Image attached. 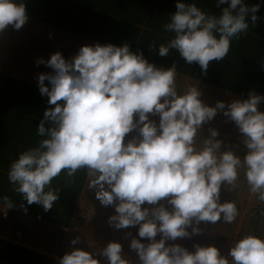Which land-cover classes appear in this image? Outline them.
Masks as SVG:
<instances>
[{
	"label": "clouds",
	"instance_id": "9594fccd",
	"mask_svg": "<svg viewBox=\"0 0 264 264\" xmlns=\"http://www.w3.org/2000/svg\"><path fill=\"white\" fill-rule=\"evenodd\" d=\"M212 3L218 13L197 0H176L162 25L167 40L149 48L161 57L176 50L206 73L211 61L227 57L233 41L256 26L264 0ZM28 19L26 0H0V34L9 26L19 30ZM35 62L52 69L37 74L39 92L51 107L36 125L39 139L7 169L8 183L23 201L48 211L59 199L53 181L83 169L95 199L114 208L109 226H138L135 236L125 232L135 264H264V234L235 238L226 254L214 244L189 248L176 242L200 234L202 222L236 221L237 204L222 202L221 190L236 189L241 173L249 193L264 204V94L250 89L246 96L206 103L197 83L186 82L180 90L175 61L157 66L128 43L86 44L69 59L55 51ZM218 114L235 124L240 142L226 143L215 127L201 135ZM241 144L243 156L237 151ZM12 207L9 196L0 195V212ZM69 243L58 264H101V258L133 264L118 240L98 251L76 246L79 236Z\"/></svg>",
	"mask_w": 264,
	"mask_h": 264
},
{
	"label": "trees",
	"instance_id": "16d2710c",
	"mask_svg": "<svg viewBox=\"0 0 264 264\" xmlns=\"http://www.w3.org/2000/svg\"><path fill=\"white\" fill-rule=\"evenodd\" d=\"M245 2L251 5L259 0ZM175 3L176 0H26V9L29 18L45 19L49 24L81 37L118 46L128 43L133 51L143 50L147 59L157 66L166 68L175 61L178 76L186 80H197L235 97L246 96L250 89L264 94V64L260 62L264 60V4L257 12L256 26L246 36L233 41L227 57L211 61L207 72L202 73L198 64L185 63L176 50L166 57L158 55V44L165 42L169 36L162 25L168 15L175 11ZM197 3L198 6L219 12V7L212 0H197ZM39 4L43 5L41 9ZM105 22L109 26L103 29L101 25ZM152 43H156L157 48L150 49ZM47 99V96L40 94L38 85L0 73V195L9 196L15 206L23 204L27 211L66 229L73 224L74 213L82 202L87 179L85 170L81 169L75 177H67L62 173L53 181V186L59 187V199L48 211L35 202L28 205L23 201L12 190L6 175L10 162L17 154L39 139L35 128L44 109L51 107ZM240 138L241 134L236 131L234 142H240ZM240 183L242 187L245 185L248 188L243 175ZM237 189L222 188L221 201H233ZM253 203L252 213L258 217L264 216V204L257 201ZM25 207L21 208L25 210ZM92 217L96 219L97 214ZM252 232L264 234L259 229H253ZM15 249L16 255L13 249L7 252V256L0 254L1 264H26L23 248ZM60 250H53L52 255ZM12 256L14 262L10 260ZM52 259L27 249V264H51Z\"/></svg>",
	"mask_w": 264,
	"mask_h": 264
},
{
	"label": "rangeland",
	"instance_id": "374dc122",
	"mask_svg": "<svg viewBox=\"0 0 264 264\" xmlns=\"http://www.w3.org/2000/svg\"><path fill=\"white\" fill-rule=\"evenodd\" d=\"M43 5L39 4L40 9ZM103 9V8H102ZM107 13V12H106ZM29 18L27 23L19 30L13 29L9 26L0 34V71L7 75L20 77L28 82L37 85V74L41 72H51L52 69L45 64H36L38 58L47 60L50 54L55 51H60L66 59L75 55L82 45L95 44L97 41L93 38H84L73 34L62 28L49 24L45 19L36 20ZM107 23L101 25L105 29ZM103 44V43H101ZM69 55V56H68ZM186 82L197 83L203 95L202 99L209 104H214L217 99L228 100L233 97L226 91H218L217 88L204 85L200 82L186 80L182 76H178V86L183 90ZM47 84L48 82L45 81ZM230 94V96H228ZM209 127H215L219 131L220 139L226 143H235V132H239L235 124L231 121L226 122L221 115L215 117L209 124L203 126L201 135H208ZM132 135V133L128 134ZM243 156L244 148L237 150ZM243 153V154H241ZM243 173H241L242 177ZM240 177V180H241ZM87 181V180H86ZM233 201L236 202L239 209V216L236 221L231 224L218 221L215 224L202 222L199 227L202 229L200 234L190 238H178L177 243H181L191 248L193 243L200 244H214L221 252L227 253L228 248L232 245L235 238H239L247 231L259 229L264 233V216L258 217L252 213L253 202L255 197L249 193L245 185L242 187L241 183L237 187ZM84 195L81 198L80 205H87L93 211V215L97 214L96 219L93 217L81 222L74 221L69 228L64 229L66 235L65 241L57 245L56 249L61 248V252L65 253L70 250V239L79 236L80 243L76 246L83 247L87 250L102 249L109 240H118L122 243L124 250L130 251L128 243L131 237H126L125 232L131 231L135 236L137 227L129 229H114L107 223L108 216L114 213V208L111 206H103L95 199L94 191L87 187V182L84 185ZM79 205V206H80ZM95 210V211H94ZM208 224V226H207ZM35 227L32 226L31 229ZM58 236V235H57ZM55 239H60L55 238ZM55 245V244H54ZM131 252V251H130ZM134 254V252H131ZM130 255V254H129ZM134 257V256H132ZM101 264H106V260L101 258Z\"/></svg>",
	"mask_w": 264,
	"mask_h": 264
},
{
	"label": "crops",
	"instance_id": "0c3cea01",
	"mask_svg": "<svg viewBox=\"0 0 264 264\" xmlns=\"http://www.w3.org/2000/svg\"><path fill=\"white\" fill-rule=\"evenodd\" d=\"M35 23H37L36 20ZM0 73L2 72L0 71ZM2 74L7 75L6 73ZM8 76L14 77L12 75ZM17 78L21 79L20 77ZM21 80L27 82V80ZM218 91H220V89H218ZM228 96H230V94H228ZM32 226L35 228L31 229ZM64 234V228H61L60 225L49 222L44 217L36 215L33 212L25 211L19 205H14L11 209L6 210V213L0 212V254L7 256V252L10 249H13L14 255H16L15 248H23L22 252L26 254L24 255L26 264L27 249L51 258L52 253H54L52 251L56 249V246H60V243L65 241L64 237L66 235ZM56 237H60V239H55ZM124 251L128 255L130 254L129 258L132 259L133 264H135V255L131 254L130 251ZM10 260L11 262H14V256H12ZM14 263L16 264V262Z\"/></svg>",
	"mask_w": 264,
	"mask_h": 264
},
{
	"label": "built area",
	"instance_id": "2783aa9c",
	"mask_svg": "<svg viewBox=\"0 0 264 264\" xmlns=\"http://www.w3.org/2000/svg\"><path fill=\"white\" fill-rule=\"evenodd\" d=\"M92 216H93L92 209H90L87 205H83L82 204L75 211L74 216H73V219H74V221L81 222V221H84V220H88ZM63 254L64 253L61 252V251L59 253L53 254L51 256L53 258L51 264H58V258L60 256H62Z\"/></svg>",
	"mask_w": 264,
	"mask_h": 264
}]
</instances>
